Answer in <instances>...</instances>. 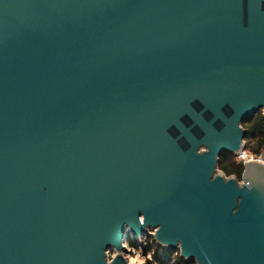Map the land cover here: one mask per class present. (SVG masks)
Returning <instances> with one entry per match:
<instances>
[{
	"label": "water",
	"instance_id": "95a60500",
	"mask_svg": "<svg viewBox=\"0 0 264 264\" xmlns=\"http://www.w3.org/2000/svg\"><path fill=\"white\" fill-rule=\"evenodd\" d=\"M261 107L264 0H0V264H102L139 214L264 264V191L207 182Z\"/></svg>",
	"mask_w": 264,
	"mask_h": 264
},
{
	"label": "clouds",
	"instance_id": "9594fccd",
	"mask_svg": "<svg viewBox=\"0 0 264 264\" xmlns=\"http://www.w3.org/2000/svg\"><path fill=\"white\" fill-rule=\"evenodd\" d=\"M260 114H264V107L259 109L250 122L237 120L235 125L237 131L241 134L252 131L257 127L253 122ZM260 127L264 129V125H260ZM227 148L228 154L225 156H221L218 151L214 155L207 182L211 184L219 180L225 186L231 182L237 192L250 193L254 189L264 191V131L252 136L241 135L234 147ZM209 151L207 145L200 143L194 148L193 154L199 157L207 155ZM242 199L241 196L236 197L235 206L230 210L231 215H235L240 211ZM136 220L139 227L145 228L147 237L138 235V243L134 244L121 236L118 247L112 245L103 249L102 264H115L118 258L123 264H159V261L154 258L157 253V246H167L166 243L158 239V233H160L163 226L149 227L143 214H139ZM174 243L175 251L170 254L168 264H201L199 256L192 255L189 257L185 254L184 244L181 240L177 239ZM149 244L151 247L145 252V247ZM202 254L207 260V255L203 251Z\"/></svg>",
	"mask_w": 264,
	"mask_h": 264
},
{
	"label": "trees",
	"instance_id": "16d2710c",
	"mask_svg": "<svg viewBox=\"0 0 264 264\" xmlns=\"http://www.w3.org/2000/svg\"><path fill=\"white\" fill-rule=\"evenodd\" d=\"M259 111V110H258ZM258 111H256L252 116L244 119L242 122H250L253 120V118L256 116V114L258 113ZM254 125H257V127H255L252 131L250 132H245L244 136H252L255 135L258 132L264 131V129H261L260 125H264V114H260L256 117V119L254 120ZM226 154H228V152H223L221 154V156H225ZM172 248L171 247H167V248H162L160 246H157V253L155 255V259L159 262H168L169 258H170V254H171Z\"/></svg>",
	"mask_w": 264,
	"mask_h": 264
},
{
	"label": "built area",
	"instance_id": "2783aa9c",
	"mask_svg": "<svg viewBox=\"0 0 264 264\" xmlns=\"http://www.w3.org/2000/svg\"><path fill=\"white\" fill-rule=\"evenodd\" d=\"M140 235H143V236L147 237V232L145 231V232H143ZM124 238H127L128 240H130L134 244L138 243L137 236L134 235L133 233H131L128 229L125 230V232H124ZM149 247H151L150 244L145 247V252L148 250ZM159 264H165V263H159Z\"/></svg>",
	"mask_w": 264,
	"mask_h": 264
},
{
	"label": "rangeland",
	"instance_id": "374dc122",
	"mask_svg": "<svg viewBox=\"0 0 264 264\" xmlns=\"http://www.w3.org/2000/svg\"><path fill=\"white\" fill-rule=\"evenodd\" d=\"M175 251V249H172L171 253ZM159 263H165V264H168V262H159Z\"/></svg>",
	"mask_w": 264,
	"mask_h": 264
}]
</instances>
